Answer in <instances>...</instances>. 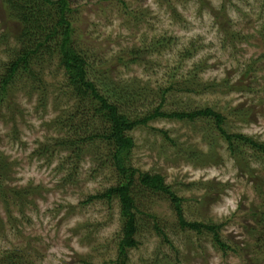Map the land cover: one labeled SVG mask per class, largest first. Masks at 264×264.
<instances>
[{
  "label": "rangeland",
  "instance_id": "rangeland-1",
  "mask_svg": "<svg viewBox=\"0 0 264 264\" xmlns=\"http://www.w3.org/2000/svg\"><path fill=\"white\" fill-rule=\"evenodd\" d=\"M69 1L89 78L142 93L132 116L153 111L173 85L164 111L212 108L228 132L264 142V0ZM17 28L0 0V71L17 49ZM40 56L38 79L18 78L0 110V258L115 264L118 202H87L117 183L108 153L86 147L77 164L57 141L87 138L102 124L90 105H77L58 55ZM131 136L132 165L165 178L187 221L221 225L230 249L182 229L167 196L140 188V245L127 264H264V164L254 153L236 161L212 119H158Z\"/></svg>",
  "mask_w": 264,
  "mask_h": 264
},
{
  "label": "trees",
  "instance_id": "trees-1",
  "mask_svg": "<svg viewBox=\"0 0 264 264\" xmlns=\"http://www.w3.org/2000/svg\"><path fill=\"white\" fill-rule=\"evenodd\" d=\"M1 1L9 18L18 28L14 37L17 49L10 51V60L1 65L0 110L10 97L9 87L14 86L18 78L27 75L35 79L37 75L34 66H37V62L41 58L40 55H58L59 65L67 78L68 90L77 101V105L83 107L90 105L93 108V117L100 120L102 124L100 129L93 131L87 138L79 135L76 139H58V146L63 150H70L74 154L77 164L81 162L86 147L97 151L103 149L108 153V158L115 170L117 183L87 200V202L95 200L107 203L118 202L122 227L115 264H127L130 250L137 249L140 245L138 239V213L140 210L137 205V193L140 188L167 196L182 229L196 231L199 234H212L213 241L219 250L223 252L229 250L230 246L222 240L221 225L187 221L182 206L184 200L175 191H172L165 182V178L159 174L143 173L132 165L131 154L135 142L131 133L158 119L188 122L212 119L221 137L227 142L229 153L236 161L240 162V160L246 159L244 152L250 150L254 153L256 161L263 164L264 142L244 134L228 132L225 129L226 117L212 108L190 112L164 111L165 97L175 89L173 85L171 88L160 90L161 100L153 111H148L144 116L142 115L143 117L141 115L132 116L130 114L131 107L139 100L142 93L132 94L128 86L98 83L89 78L88 59L74 43L75 22L70 18L74 10L69 0ZM219 16L221 15L218 14ZM156 44L157 42L153 45ZM187 53L185 56L188 57ZM189 77L192 78L191 75ZM189 82L183 83V86L184 84L189 85ZM212 86L216 85L209 83L204 87ZM181 90L188 92L186 87H181ZM62 120L63 118L59 122ZM68 120L72 122L73 118ZM2 175L1 171L0 177ZM15 195L21 196L22 194L19 192ZM155 229L161 234L163 233L158 224H155ZM11 259H14L13 256L8 254L5 259L0 258V263L8 261L10 264Z\"/></svg>",
  "mask_w": 264,
  "mask_h": 264
},
{
  "label": "bare ground",
  "instance_id": "bare-ground-1",
  "mask_svg": "<svg viewBox=\"0 0 264 264\" xmlns=\"http://www.w3.org/2000/svg\"><path fill=\"white\" fill-rule=\"evenodd\" d=\"M41 62V61H40Z\"/></svg>",
  "mask_w": 264,
  "mask_h": 264
}]
</instances>
